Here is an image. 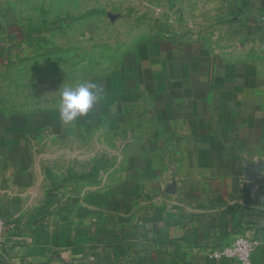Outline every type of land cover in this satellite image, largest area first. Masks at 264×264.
Listing matches in <instances>:
<instances>
[{
    "label": "crops",
    "instance_id": "0c3cea01",
    "mask_svg": "<svg viewBox=\"0 0 264 264\" xmlns=\"http://www.w3.org/2000/svg\"><path fill=\"white\" fill-rule=\"evenodd\" d=\"M213 1L226 53L152 37L71 125L0 109V264H264V0Z\"/></svg>",
    "mask_w": 264,
    "mask_h": 264
},
{
    "label": "rangeland",
    "instance_id": "374dc122",
    "mask_svg": "<svg viewBox=\"0 0 264 264\" xmlns=\"http://www.w3.org/2000/svg\"><path fill=\"white\" fill-rule=\"evenodd\" d=\"M226 11L213 0H0V109L59 108L64 87L114 71L152 37L224 54L242 44L210 34Z\"/></svg>",
    "mask_w": 264,
    "mask_h": 264
},
{
    "label": "clouds",
    "instance_id": "9594fccd",
    "mask_svg": "<svg viewBox=\"0 0 264 264\" xmlns=\"http://www.w3.org/2000/svg\"><path fill=\"white\" fill-rule=\"evenodd\" d=\"M102 87L96 82H82L62 89L59 116L65 125H71L89 114L101 99Z\"/></svg>",
    "mask_w": 264,
    "mask_h": 264
},
{
    "label": "built area",
    "instance_id": "2783aa9c",
    "mask_svg": "<svg viewBox=\"0 0 264 264\" xmlns=\"http://www.w3.org/2000/svg\"><path fill=\"white\" fill-rule=\"evenodd\" d=\"M5 229L6 224L0 215V242ZM258 244V241L252 237L238 235L230 245L211 252L209 258L213 260L226 258L235 260L238 264H251V255Z\"/></svg>",
    "mask_w": 264,
    "mask_h": 264
},
{
    "label": "trees",
    "instance_id": "16d2710c",
    "mask_svg": "<svg viewBox=\"0 0 264 264\" xmlns=\"http://www.w3.org/2000/svg\"><path fill=\"white\" fill-rule=\"evenodd\" d=\"M11 36V33L8 34V37ZM0 42L2 43V40L0 39Z\"/></svg>",
    "mask_w": 264,
    "mask_h": 264
}]
</instances>
